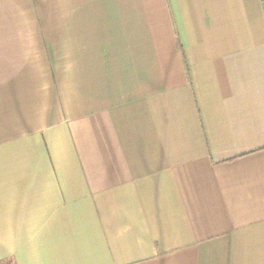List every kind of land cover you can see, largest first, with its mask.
Masks as SVG:
<instances>
[{
	"label": "crops",
	"instance_id": "1",
	"mask_svg": "<svg viewBox=\"0 0 264 264\" xmlns=\"http://www.w3.org/2000/svg\"><path fill=\"white\" fill-rule=\"evenodd\" d=\"M264 264V0H0V264Z\"/></svg>",
	"mask_w": 264,
	"mask_h": 264
},
{
	"label": "trees",
	"instance_id": "2",
	"mask_svg": "<svg viewBox=\"0 0 264 264\" xmlns=\"http://www.w3.org/2000/svg\"><path fill=\"white\" fill-rule=\"evenodd\" d=\"M3 264H8V262H4Z\"/></svg>",
	"mask_w": 264,
	"mask_h": 264
}]
</instances>
